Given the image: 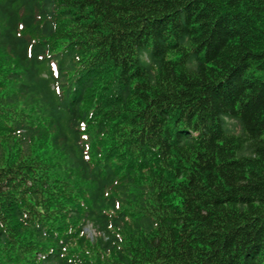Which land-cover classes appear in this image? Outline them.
<instances>
[{
	"label": "trees",
	"instance_id": "1",
	"mask_svg": "<svg viewBox=\"0 0 264 264\" xmlns=\"http://www.w3.org/2000/svg\"><path fill=\"white\" fill-rule=\"evenodd\" d=\"M0 264H264V0H0Z\"/></svg>",
	"mask_w": 264,
	"mask_h": 264
},
{
	"label": "rangeland",
	"instance_id": "2",
	"mask_svg": "<svg viewBox=\"0 0 264 264\" xmlns=\"http://www.w3.org/2000/svg\"><path fill=\"white\" fill-rule=\"evenodd\" d=\"M88 229H89V232L91 233V234H94V231L91 229V227H87Z\"/></svg>",
	"mask_w": 264,
	"mask_h": 264
},
{
	"label": "water",
	"instance_id": "3",
	"mask_svg": "<svg viewBox=\"0 0 264 264\" xmlns=\"http://www.w3.org/2000/svg\"><path fill=\"white\" fill-rule=\"evenodd\" d=\"M91 235V233H89Z\"/></svg>",
	"mask_w": 264,
	"mask_h": 264
}]
</instances>
